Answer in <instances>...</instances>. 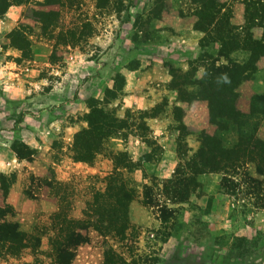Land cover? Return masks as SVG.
I'll return each mask as SVG.
<instances>
[{
  "label": "rangeland",
  "instance_id": "obj_1",
  "mask_svg": "<svg viewBox=\"0 0 264 264\" xmlns=\"http://www.w3.org/2000/svg\"><path fill=\"white\" fill-rule=\"evenodd\" d=\"M240 1L61 0V5H46L44 0H32L6 9L0 16V208L10 209L4 218L18 224L21 231L43 234L37 252L25 249L18 257L0 259V264H49V215L58 202L54 188L47 185H63L68 214L78 219L91 192L102 189V179L110 172L108 153L123 150L133 161L144 153L151 155L141 164L147 178L142 179L138 169L128 175L136 195L128 207L132 228L124 246L107 240L127 261L133 260L130 264H264V210L252 208L255 197L246 195L245 184L239 181L243 170L260 179L251 165H243L240 175L233 178L240 184L236 194L221 188L219 173L197 176V187L187 201L168 205L174 211L166 224L160 222L155 207L140 204V183L148 184L153 178L159 185L177 162L172 106L182 109L186 135L182 137L185 146L180 145L187 156L197 147L196 132H214L207 120L206 102H177L178 91L169 82L172 73L196 66L202 51L216 54V44L205 47L200 43L203 33L198 28L203 25L198 23L206 24L209 13L218 9L231 25L243 24ZM30 9L41 16L31 19L27 16ZM12 31L24 38L22 51L12 46ZM251 33L258 38L260 29L253 28ZM140 64L150 73L155 71L153 76L163 74L169 79L163 83L157 78L143 87L144 93L147 87L152 89L150 99L167 100L157 119L147 122L155 133L154 146L148 148L137 137L117 134L107 138L95 156L75 149L73 131L87 128L89 106L138 122L136 111H117L114 103L123 93L125 71L136 70ZM256 65L254 78L236 89V108L242 113H247L250 97L264 91V57ZM18 93L52 95L32 111L25 109L29 102ZM50 122H63L67 128L54 127L52 132ZM256 134L264 141V117ZM146 139H152L147 131ZM15 151L30 156L19 160ZM153 191L156 203H163L159 191ZM86 236L87 242L76 248L71 264H100L104 240L93 230Z\"/></svg>",
  "mask_w": 264,
  "mask_h": 264
},
{
  "label": "trees",
  "instance_id": "obj_2",
  "mask_svg": "<svg viewBox=\"0 0 264 264\" xmlns=\"http://www.w3.org/2000/svg\"><path fill=\"white\" fill-rule=\"evenodd\" d=\"M29 1L32 0H0V16L9 6L26 5ZM240 2L243 4L241 26L231 25L228 17L218 14V9L208 14L209 21L206 24L198 23L203 25L198 28L203 33L200 43L203 42L205 47L209 43L216 44V54L208 55L202 51L196 66L190 64L183 73L171 75L169 86L178 91L177 102L205 101L208 123L215 129L211 135L204 131L196 132L197 147L187 156L186 149H182L180 145L182 143L185 146L182 137L186 135L181 120L182 109L176 105L171 107L172 126L177 132L174 139L177 162L171 174L160 180L159 185L153 182V178L148 184L143 182L139 185L140 204L148 208L155 207L157 217L163 224L172 219L174 210L168 208V205L186 202L197 187L196 177L201 174H221V188L227 194H236L235 190L240 184L234 182L233 178L240 175L239 168H245L243 165H251L253 173L260 179L249 177L243 170L239 181L245 184L246 195L252 194L255 197L256 202L252 204V208L264 210V141L256 134L258 123L264 117V91L250 97L247 113L236 108L237 87L254 78L257 61L264 57V0ZM44 3L62 4L61 0H44ZM37 14L41 16L30 9L27 16L34 20V15ZM253 28L260 29L258 38L253 37ZM10 35L15 40V43L11 42L12 46L22 51L23 44L26 43L24 38L16 31H12ZM198 70L200 74L197 76ZM122 86L123 84L120 90ZM109 94L114 100L113 93ZM164 104L158 103L148 111H137V123L128 122V116L116 118L112 111L108 113L100 107L89 106L87 117L90 122L87 128L74 133L72 145L90 157L101 153L104 141L117 134L137 137L148 148L154 146V140L146 139L148 128L145 119L159 115ZM252 120L255 122L252 123ZM26 154L15 151L19 160L30 156ZM149 154L144 153L141 159L133 161L125 150L109 152L110 172L102 179V189L91 192L90 200L85 202L78 219L68 214L69 204L63 185H47L49 189L54 188L53 195L58 202L56 210L49 215V264H71L76 248L87 242L88 230H93L104 240L100 264H130L133 261H127L107 240L111 238L123 244L130 233L132 227L128 207L136 195V188L129 183L128 175L138 169L141 178H147L142 173L141 164L149 161ZM153 189L159 191L165 200L163 203H156L158 200ZM7 210H10L7 206L0 208V259L6 256L18 257L21 251L29 248L31 253L37 252L43 232L26 234L21 231L18 224L4 218Z\"/></svg>",
  "mask_w": 264,
  "mask_h": 264
},
{
  "label": "crops",
  "instance_id": "obj_3",
  "mask_svg": "<svg viewBox=\"0 0 264 264\" xmlns=\"http://www.w3.org/2000/svg\"><path fill=\"white\" fill-rule=\"evenodd\" d=\"M147 69L148 68H145V67L142 68V66L140 64L136 70L125 71V74L123 75L124 82H123V86L121 89L123 93H121L120 100H117V103H114V106H117V111L118 110H127V109L132 110V111H136V112L137 111H148L150 108H152L154 105H156L158 103L163 102V103L167 104V100H163V98L162 99L161 98L156 99V97L153 96L150 99V97L148 95L152 94L151 88L147 87V92H145V93L143 92V87H146L145 85L147 83H149V82H151L157 78H159V80H162L161 82H163V83H167L169 80L168 78H165V76L163 74L155 77L152 75V73L155 71L152 70L151 71L152 73H150ZM245 82H242V83H245ZM28 94H30V95L27 96ZM161 94L165 95V93H161ZM51 95H52V93H45L42 96H39L38 93H32V94L31 93H18L17 96H21L22 99H25L27 102H29L25 106V109L30 108L32 111H35L34 108H36V107L40 106L41 104H44L45 102H47L50 99ZM157 95H160V93H157L156 96ZM53 99L55 100L56 98H53ZM28 105H29V107H28ZM156 117L145 119V125L147 126L149 135L151 136V138L153 140L155 139V137H153V136H155V133H153V132L151 133V131H150L151 127L148 125L147 122L150 120L155 121L157 119ZM35 122H36L35 120H31L32 124ZM171 122H172V118H171ZM62 123L59 125V123H57V122H50L49 123V125L51 126L49 128L50 131L53 132L54 127L56 129H58V126L60 127V129H66L67 126L66 125L64 126V124L62 125ZM35 130L38 131V128L36 127ZM76 130H78V127L76 128ZM76 130L73 132H76Z\"/></svg>",
  "mask_w": 264,
  "mask_h": 264
}]
</instances>
